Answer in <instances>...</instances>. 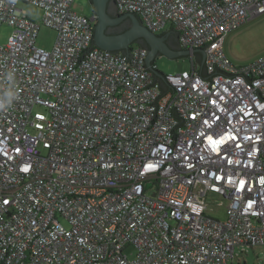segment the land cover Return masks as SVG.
I'll list each match as a JSON object with an SVG mask.
<instances>
[{
    "label": "built area",
    "instance_id": "obj_1",
    "mask_svg": "<svg viewBox=\"0 0 264 264\" xmlns=\"http://www.w3.org/2000/svg\"><path fill=\"white\" fill-rule=\"evenodd\" d=\"M73 1L0 0V264H227L264 246V54L236 66L222 48L264 0H115L181 49L207 45V75H237L203 80L190 55L157 106L146 50H89ZM19 3L56 31L50 50Z\"/></svg>",
    "mask_w": 264,
    "mask_h": 264
},
{
    "label": "rangeland",
    "instance_id": "obj_2",
    "mask_svg": "<svg viewBox=\"0 0 264 264\" xmlns=\"http://www.w3.org/2000/svg\"><path fill=\"white\" fill-rule=\"evenodd\" d=\"M32 20L40 24V28L36 37V44L46 50H50L56 38V31L52 28L41 24V9L26 3L18 4ZM89 0H74L72 3V11L79 15L91 16L92 7ZM11 28L7 25L0 26V43H5ZM171 30L167 24L164 32ZM132 46H136L135 43ZM222 48L236 66H244L253 63L258 57L264 54V12L246 21L236 29L228 32L222 42ZM154 65L156 69L163 73H174L183 69H189L191 65L190 57L169 58L162 54L154 57ZM38 110H42L37 108ZM221 202V203H219ZM210 215L217 219H224L225 202L219 198L213 199L210 206ZM64 223V221L62 220ZM237 256L232 260H228L227 264H263L262 255L264 254V246L254 245L244 248L242 253L236 248ZM239 253V254H238Z\"/></svg>",
    "mask_w": 264,
    "mask_h": 264
},
{
    "label": "water",
    "instance_id": "obj_3",
    "mask_svg": "<svg viewBox=\"0 0 264 264\" xmlns=\"http://www.w3.org/2000/svg\"><path fill=\"white\" fill-rule=\"evenodd\" d=\"M89 1L92 6V14L89 18L93 22V40L92 43H90L89 50L91 49L92 45H95L98 48L106 51L107 53L115 54L117 53V51H120L122 52L121 56L125 58L127 62H129L133 55L129 54L128 48L132 43H136L138 39H143L148 45V49L141 47L142 49H145L147 53L146 57L143 60V64H144V69L148 72H151L152 74V78H153L151 84L152 87L155 81L153 75L159 76V73L152 66V63L154 62V57L157 54H162L169 58H178L184 56L190 57V55H196V54L200 55L201 57L200 62H198L196 57L195 59L197 63L200 65L199 76L203 80H209L212 82L210 78L213 77L214 75H222L228 78L237 76V75H228L225 73H221L215 67L213 68V71L210 75L206 74L204 67L205 53L203 50L207 45L202 49H194V50L171 49L163 42L164 38L162 35H157L151 32L150 30H148L144 25H142L139 18L135 14L117 13L116 16L110 14L108 10L110 9L109 6L111 5V3L113 5V9H116L117 11V8L115 6V0H89ZM125 19L129 20V27L125 31L119 34H108L106 32L107 27L117 25ZM178 39H179V35H178ZM89 50L85 52H88ZM85 52H83V54ZM241 76L246 81V83L249 86H251L250 85L251 80L247 79L242 74ZM162 80L164 82L163 86H160V84L158 83V88L161 89L162 93L152 102V104L156 106H157V99H159L167 90H171L173 93L172 87L166 83L163 76H162ZM256 93L257 96L259 97L257 91Z\"/></svg>",
    "mask_w": 264,
    "mask_h": 264
},
{
    "label": "flooded vegetation",
    "instance_id": "obj_4",
    "mask_svg": "<svg viewBox=\"0 0 264 264\" xmlns=\"http://www.w3.org/2000/svg\"><path fill=\"white\" fill-rule=\"evenodd\" d=\"M91 4V3H90ZM91 6V5H90ZM92 7V6H91ZM110 9L108 10V12L110 14H116V9H113V5L111 3V5L109 6ZM128 28L129 27V20L128 19H125L123 20L122 22H120L119 24L117 25H114V26H109L106 28V32L109 33V34H115L116 32H121L124 28ZM163 36V42L171 49H181L180 46H179V43H178V32L175 31V30H170V31H167V32H163V34H161ZM140 39H138L137 41H139ZM141 43H143V41L141 40L140 41ZM133 44V43H132ZM132 44L130 45V48L134 47L132 46ZM144 44H146V42L144 41ZM147 45V44H146ZM148 46V45H147ZM148 49V48H147Z\"/></svg>",
    "mask_w": 264,
    "mask_h": 264
},
{
    "label": "trees",
    "instance_id": "obj_5",
    "mask_svg": "<svg viewBox=\"0 0 264 264\" xmlns=\"http://www.w3.org/2000/svg\"><path fill=\"white\" fill-rule=\"evenodd\" d=\"M114 16H116L117 15V13L116 14H113ZM127 28L125 27L121 32H123V31H125ZM121 32H116L115 34H119V33H121ZM109 34V33H108ZM161 34H163V32H161V33H157V35H161ZM143 41V43H141L140 41ZM136 46H134V47H144V48H148V46L146 45V44H144V40L143 39H140L139 41H136ZM175 50V49H174ZM176 50H179V48L178 49H176ZM195 57H196V59L198 60V62H200L201 61V57H200V55H198V54H196L195 55ZM153 64H154V62H153ZM156 71L159 73V76H156V75H153V77H154V79H155V81H157L159 84H160V86H163L164 85V82H163V80H162V75H163V73H161V72H159L157 69H156Z\"/></svg>",
    "mask_w": 264,
    "mask_h": 264
},
{
    "label": "clouds",
    "instance_id": "obj_6",
    "mask_svg": "<svg viewBox=\"0 0 264 264\" xmlns=\"http://www.w3.org/2000/svg\"><path fill=\"white\" fill-rule=\"evenodd\" d=\"M11 78V77H10ZM13 93H11V92H9V93H7V97H8V99H7V101H6V104L7 105H10L11 104V102H12V98H13ZM6 104H0V108H4L5 106H6Z\"/></svg>",
    "mask_w": 264,
    "mask_h": 264
},
{
    "label": "crops",
    "instance_id": "obj_7",
    "mask_svg": "<svg viewBox=\"0 0 264 264\" xmlns=\"http://www.w3.org/2000/svg\"><path fill=\"white\" fill-rule=\"evenodd\" d=\"M20 4V3H19ZM19 6V5H18ZM20 7V6H19ZM21 8V7H20ZM22 9V8H21ZM116 13H117V11H116Z\"/></svg>",
    "mask_w": 264,
    "mask_h": 264
}]
</instances>
